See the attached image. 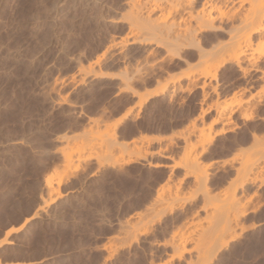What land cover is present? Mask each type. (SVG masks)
<instances>
[{
  "label": "rangeland",
  "instance_id": "rangeland-1",
  "mask_svg": "<svg viewBox=\"0 0 264 264\" xmlns=\"http://www.w3.org/2000/svg\"><path fill=\"white\" fill-rule=\"evenodd\" d=\"M174 1L0 0V264H264V75Z\"/></svg>",
  "mask_w": 264,
  "mask_h": 264
},
{
  "label": "bare ground",
  "instance_id": "bare-ground-1",
  "mask_svg": "<svg viewBox=\"0 0 264 264\" xmlns=\"http://www.w3.org/2000/svg\"><path fill=\"white\" fill-rule=\"evenodd\" d=\"M172 5L171 10L174 8L173 12L175 13H172V16L175 15L177 18H174L179 20V22L175 23L172 20V25L167 22L170 27L164 24L165 22L163 25L160 23L164 27L161 28V25L158 24L160 30H157V32L160 31L158 35L164 41L168 38L171 39L167 40V42L172 41L173 48L175 49L172 48L171 51L176 54L177 59H180L177 56H180L179 52L183 48L193 45V47L197 48L198 52H196L200 58L206 59L204 58L206 56L211 59L209 56L211 55L212 57H216L213 61L215 62L216 60L217 63L215 62V64H218L217 66L225 63H231L236 66L239 73L242 74V78H245L248 84L260 79V76L263 77L264 70L262 71L260 63H264V0H176ZM183 17L185 18L183 19ZM146 18H149L148 15ZM174 18L172 17V19ZM180 19L184 21H180ZM190 22H193V26L190 25L192 24ZM171 26L176 29L172 30ZM204 33L208 34L206 37L210 39L211 45L215 43L213 44L214 47L210 45L211 50L208 52L209 55L207 52H204L205 49H202L203 45L201 47L200 44L202 38L200 36ZM224 38L228 39L229 43H222L221 41ZM162 41L160 42L159 39L158 42L162 44ZM167 42L163 45H167ZM181 60L183 61V58ZM204 61L206 62V60ZM251 72H254L255 75L259 74V76L251 75ZM208 78L211 80L214 78V75H209ZM244 88L247 87L244 86ZM161 90L163 91L164 89H160L159 91ZM153 92L152 94H147L148 97L145 95L146 99L142 100H147V98L158 95L156 91L155 93ZM142 102L144 103V101ZM144 138L155 140L157 137L150 135ZM157 165L154 164L153 167H157ZM242 215H245V212H242ZM12 232L13 230L9 229L8 232H5V236H8Z\"/></svg>",
  "mask_w": 264,
  "mask_h": 264
},
{
  "label": "crops",
  "instance_id": "crops-1",
  "mask_svg": "<svg viewBox=\"0 0 264 264\" xmlns=\"http://www.w3.org/2000/svg\"><path fill=\"white\" fill-rule=\"evenodd\" d=\"M152 136H155V135H152Z\"/></svg>",
  "mask_w": 264,
  "mask_h": 264
}]
</instances>
